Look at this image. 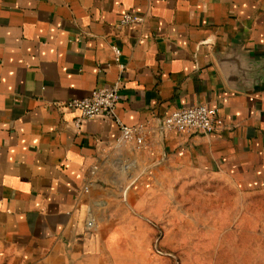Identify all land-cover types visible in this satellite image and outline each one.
I'll list each match as a JSON object with an SVG mask.
<instances>
[{
    "label": "crops",
    "instance_id": "1",
    "mask_svg": "<svg viewBox=\"0 0 264 264\" xmlns=\"http://www.w3.org/2000/svg\"><path fill=\"white\" fill-rule=\"evenodd\" d=\"M126 13L138 20L119 26ZM236 37L264 54V0H0V264H170L155 242L176 214L153 178L264 190V83L231 87L214 55ZM116 80L141 148L117 146L112 117L74 127L68 101ZM198 103L219 111L215 131L159 128Z\"/></svg>",
    "mask_w": 264,
    "mask_h": 264
},
{
    "label": "rangeland",
    "instance_id": "2",
    "mask_svg": "<svg viewBox=\"0 0 264 264\" xmlns=\"http://www.w3.org/2000/svg\"><path fill=\"white\" fill-rule=\"evenodd\" d=\"M151 184L170 185L153 194L176 214L175 224L160 227L157 238L166 231L165 241H154L170 264H264V190L241 192L220 175L188 170L156 176Z\"/></svg>",
    "mask_w": 264,
    "mask_h": 264
},
{
    "label": "built area",
    "instance_id": "3",
    "mask_svg": "<svg viewBox=\"0 0 264 264\" xmlns=\"http://www.w3.org/2000/svg\"><path fill=\"white\" fill-rule=\"evenodd\" d=\"M138 17L129 13L123 14L118 22L119 26L134 23ZM118 53V51L116 50ZM122 66V65H121ZM122 98L121 82L116 80L108 86L96 87L86 96L73 98L68 105L77 110L78 114L73 120L75 128H79L82 120L96 115L114 118L119 124V135L116 139L117 146L131 143L136 148H141L146 143V124L125 125L116 114L118 102ZM223 120L215 108H209L203 103L182 106L172 110L169 114L158 119V126L164 131L200 132L209 134L221 126ZM197 154V152H195ZM96 167L90 169L93 173Z\"/></svg>",
    "mask_w": 264,
    "mask_h": 264
},
{
    "label": "water",
    "instance_id": "4",
    "mask_svg": "<svg viewBox=\"0 0 264 264\" xmlns=\"http://www.w3.org/2000/svg\"><path fill=\"white\" fill-rule=\"evenodd\" d=\"M214 55L231 87L254 90L264 83V54L244 48L241 37L234 38L225 50H214Z\"/></svg>",
    "mask_w": 264,
    "mask_h": 264
}]
</instances>
